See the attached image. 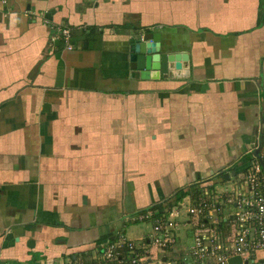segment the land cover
Returning a JSON list of instances; mask_svg holds the SVG:
<instances>
[{"label": "crops", "instance_id": "obj_1", "mask_svg": "<svg viewBox=\"0 0 264 264\" xmlns=\"http://www.w3.org/2000/svg\"><path fill=\"white\" fill-rule=\"evenodd\" d=\"M147 33L180 70L131 69ZM262 119L264 0H0V263H94L120 213L240 175Z\"/></svg>", "mask_w": 264, "mask_h": 264}, {"label": "built area", "instance_id": "obj_2", "mask_svg": "<svg viewBox=\"0 0 264 264\" xmlns=\"http://www.w3.org/2000/svg\"><path fill=\"white\" fill-rule=\"evenodd\" d=\"M59 34L70 47V30L59 29ZM248 156L240 175L228 174L225 180L221 173L197 181L164 210L120 213L122 228L92 264H229L233 257L240 258L239 264H264V145L254 144ZM139 222L151 224L153 233L140 246L123 230ZM186 227L193 230L192 240L178 247ZM154 245L168 252L177 247V254L153 260L147 250Z\"/></svg>", "mask_w": 264, "mask_h": 264}, {"label": "water", "instance_id": "obj_3", "mask_svg": "<svg viewBox=\"0 0 264 264\" xmlns=\"http://www.w3.org/2000/svg\"><path fill=\"white\" fill-rule=\"evenodd\" d=\"M129 47V60L131 63V69L140 72V78L149 79L151 72H158L159 75H167L169 71L168 64L173 63V69H181V61L185 59L180 55H167L160 53V36L147 33L142 38H132ZM264 119L261 124V135H264ZM254 139H252V143ZM262 138L259 146H262ZM253 146V145H252ZM251 146V147H252ZM250 147V148H251ZM257 150L254 154L257 155ZM223 178L228 179V174L224 173ZM164 260V259H163ZM229 264H239L240 258L233 257L228 260Z\"/></svg>", "mask_w": 264, "mask_h": 264}, {"label": "rangeland", "instance_id": "obj_4", "mask_svg": "<svg viewBox=\"0 0 264 264\" xmlns=\"http://www.w3.org/2000/svg\"><path fill=\"white\" fill-rule=\"evenodd\" d=\"M180 199V197L178 198ZM123 230L125 232L126 237L129 238L128 233L133 234V236L131 237H140L142 236V238L149 239L152 236V225L151 224H146V223H135V224H128V226L123 227ZM136 235V236H135ZM179 239L181 240L180 243L178 244L179 246H184V244H188L189 242H191L192 240V231H189L187 229L181 228V232L178 235ZM134 241V240H133ZM141 241H135V244H137L138 246L140 245ZM150 252V256L153 260L157 259V256L159 255H166L167 257H171L172 255L164 250L161 249L157 246H151L149 249Z\"/></svg>", "mask_w": 264, "mask_h": 264}, {"label": "trees", "instance_id": "obj_5", "mask_svg": "<svg viewBox=\"0 0 264 264\" xmlns=\"http://www.w3.org/2000/svg\"><path fill=\"white\" fill-rule=\"evenodd\" d=\"M216 178H217V177H216ZM218 178H219V177H218ZM219 179H221V178H219ZM183 194H184V193L181 192L179 195H175V197H176L175 199L178 200V198L181 197ZM172 203H173V202H171V204H172ZM171 204H168L167 207H170ZM155 209H157V208H155Z\"/></svg>", "mask_w": 264, "mask_h": 264}]
</instances>
